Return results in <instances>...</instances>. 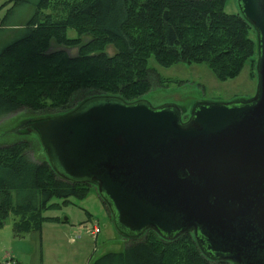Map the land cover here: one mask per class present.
Instances as JSON below:
<instances>
[{
	"label": "trees",
	"instance_id": "obj_1",
	"mask_svg": "<svg viewBox=\"0 0 264 264\" xmlns=\"http://www.w3.org/2000/svg\"><path fill=\"white\" fill-rule=\"evenodd\" d=\"M225 4L226 0H7L0 6H9L0 29L9 26L17 8L29 5L33 11L22 27L24 35L0 50V118L26 107L39 113L28 122L39 131L36 123L64 117L90 97L136 101L154 85L170 82L149 65L151 57L166 67L204 63L220 80L235 78L254 60L257 41L250 36L252 25L241 13L226 12ZM70 29L77 35L69 36ZM53 42L78 47V53L50 51ZM63 109V114L49 115ZM34 149L30 139L0 146V227L15 214L13 231L20 238L55 219L45 215L47 210L72 203L71 197H85L93 185L98 191L97 182L61 177L47 158L32 156ZM191 228L171 238L154 227L139 236L119 229L130 241L126 250L107 252L95 264H234L229 252L211 250L209 237Z\"/></svg>",
	"mask_w": 264,
	"mask_h": 264
},
{
	"label": "water",
	"instance_id": "obj_2",
	"mask_svg": "<svg viewBox=\"0 0 264 264\" xmlns=\"http://www.w3.org/2000/svg\"><path fill=\"white\" fill-rule=\"evenodd\" d=\"M240 2L258 33L253 98L199 103L182 123L176 105L103 96L35 127L57 173L97 182L126 235L154 227L171 238L196 226L211 250L264 264V161L246 155L264 139V0Z\"/></svg>",
	"mask_w": 264,
	"mask_h": 264
},
{
	"label": "rangeland",
	"instance_id": "obj_3",
	"mask_svg": "<svg viewBox=\"0 0 264 264\" xmlns=\"http://www.w3.org/2000/svg\"><path fill=\"white\" fill-rule=\"evenodd\" d=\"M6 1L0 0V6ZM8 8L9 6L0 10V20ZM32 11L31 6L23 5L13 12L9 26L0 29V50L24 35L22 27L30 18ZM225 11L243 14L240 0H226ZM76 35L73 29L69 30V36ZM250 36L257 41V54L254 60L248 62L238 76L226 81L218 79L204 63L180 62L166 67L151 57L149 65L170 82L162 86L154 85L136 101H146L155 108L176 105L186 118L192 114L199 102L226 103L255 96L258 87L259 44L258 33L253 25ZM56 50L66 51L71 56L78 53V47L68 48L53 42L50 51ZM107 51L113 54L115 49L109 46ZM102 97L101 95L90 97L83 103ZM63 113L64 109L53 111L49 115L57 116ZM38 116V112H32L25 107L21 111L0 118V146L30 139L35 147L32 156L49 160L39 131L34 129L33 124L28 125L30 120ZM53 201L61 200L54 198ZM71 201L72 203L60 208L47 210L45 215L55 219L47 220L41 231H31L21 238L14 235L13 223L17 216L11 213L5 224L0 227V264H15L16 261L19 264H95V261L107 252L126 250L130 241L125 233L123 235L120 232L116 221L110 217L95 185L85 197L74 196L71 197ZM95 223L101 227L96 239L87 233L88 227Z\"/></svg>",
	"mask_w": 264,
	"mask_h": 264
},
{
	"label": "flooded vegetation",
	"instance_id": "obj_4",
	"mask_svg": "<svg viewBox=\"0 0 264 264\" xmlns=\"http://www.w3.org/2000/svg\"><path fill=\"white\" fill-rule=\"evenodd\" d=\"M253 97L254 96L249 97L248 99H251ZM234 101H236V100H234ZM234 101H228V102H234ZM237 101H239V100H237ZM199 103H204V102H199ZM199 103H197L196 106ZM191 115L192 114H190V116H188V117L185 118V117H183L182 110H181V120H182V123L189 122V120L191 119ZM257 142H261V145L258 144V143L257 144H254V145H247V148H246V152L247 153H246V155H248L252 160H262V161H264V139L258 140ZM245 158H246V156H245ZM249 162L251 163L250 165H254L251 161H249ZM188 229H190V228H188ZM209 248H210V246H209ZM232 262L234 264H246L245 262H241V261H232Z\"/></svg>",
	"mask_w": 264,
	"mask_h": 264
},
{
	"label": "built area",
	"instance_id": "obj_5",
	"mask_svg": "<svg viewBox=\"0 0 264 264\" xmlns=\"http://www.w3.org/2000/svg\"><path fill=\"white\" fill-rule=\"evenodd\" d=\"M101 232V227L99 224H92L88 227L87 233L96 239V236Z\"/></svg>",
	"mask_w": 264,
	"mask_h": 264
},
{
	"label": "bare ground",
	"instance_id": "obj_6",
	"mask_svg": "<svg viewBox=\"0 0 264 264\" xmlns=\"http://www.w3.org/2000/svg\"><path fill=\"white\" fill-rule=\"evenodd\" d=\"M98 235H99V234H98ZM98 235H97V236H98ZM97 236H96V237H97Z\"/></svg>",
	"mask_w": 264,
	"mask_h": 264
}]
</instances>
